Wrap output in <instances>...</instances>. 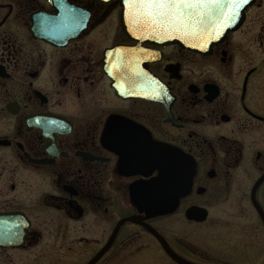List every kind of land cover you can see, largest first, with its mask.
<instances>
[{"label": "flooded vegetation", "instance_id": "obj_1", "mask_svg": "<svg viewBox=\"0 0 264 264\" xmlns=\"http://www.w3.org/2000/svg\"><path fill=\"white\" fill-rule=\"evenodd\" d=\"M123 9L0 0V264H264V0L202 51Z\"/></svg>", "mask_w": 264, "mask_h": 264}, {"label": "water", "instance_id": "obj_2", "mask_svg": "<svg viewBox=\"0 0 264 264\" xmlns=\"http://www.w3.org/2000/svg\"><path fill=\"white\" fill-rule=\"evenodd\" d=\"M253 1L248 0L247 4L236 5L234 15L230 0L201 4L198 7H185L181 9L183 15H181L179 22L153 20L149 16H145L143 12L134 15L132 6L124 3L123 21L125 29L133 37L174 43L183 48L202 51L222 39L227 32L236 29L243 19L245 8ZM262 179L264 176H260L256 180L251 195L253 204L264 221L263 214L253 197L255 187ZM169 254L180 264H190L179 259L172 252Z\"/></svg>", "mask_w": 264, "mask_h": 264}, {"label": "snow or ice", "instance_id": "obj_3", "mask_svg": "<svg viewBox=\"0 0 264 264\" xmlns=\"http://www.w3.org/2000/svg\"><path fill=\"white\" fill-rule=\"evenodd\" d=\"M220 0H124L126 5H131L133 13H144L153 20L179 22L181 9L185 7L199 6L207 3H219ZM235 14L236 5L247 4L248 0H230Z\"/></svg>", "mask_w": 264, "mask_h": 264}, {"label": "bare ground", "instance_id": "obj_4", "mask_svg": "<svg viewBox=\"0 0 264 264\" xmlns=\"http://www.w3.org/2000/svg\"><path fill=\"white\" fill-rule=\"evenodd\" d=\"M157 32H158V30H157Z\"/></svg>", "mask_w": 264, "mask_h": 264}]
</instances>
